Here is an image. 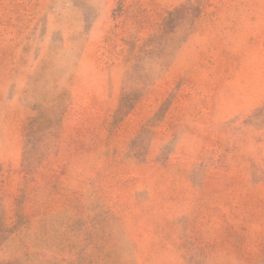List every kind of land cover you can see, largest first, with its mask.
<instances>
[{
  "label": "rangeland",
  "instance_id": "1",
  "mask_svg": "<svg viewBox=\"0 0 264 264\" xmlns=\"http://www.w3.org/2000/svg\"><path fill=\"white\" fill-rule=\"evenodd\" d=\"M0 264H264V0H0Z\"/></svg>",
  "mask_w": 264,
  "mask_h": 264
}]
</instances>
